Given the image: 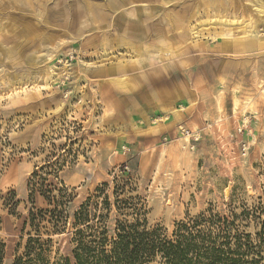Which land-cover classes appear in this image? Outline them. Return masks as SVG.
Listing matches in <instances>:
<instances>
[{"label": "rangeland", "instance_id": "obj_1", "mask_svg": "<svg viewBox=\"0 0 264 264\" xmlns=\"http://www.w3.org/2000/svg\"><path fill=\"white\" fill-rule=\"evenodd\" d=\"M168 111L179 120L159 128ZM123 170L121 199L141 200L169 237L264 198V0H0L3 264L34 172L73 190V212L104 183L114 205ZM117 220L112 208L111 231Z\"/></svg>", "mask_w": 264, "mask_h": 264}, {"label": "trees", "instance_id": "obj_2", "mask_svg": "<svg viewBox=\"0 0 264 264\" xmlns=\"http://www.w3.org/2000/svg\"><path fill=\"white\" fill-rule=\"evenodd\" d=\"M122 172L114 180V205L106 193L109 185L104 183L73 212V190L62 182L47 185L34 172L28 182L31 209L14 264H151L157 259L162 264H264V198L239 213L222 215L208 210L181 221L169 237L162 227H149L141 200L121 199L133 191L132 177ZM38 198L43 200L41 207ZM112 208L123 217L113 231L107 225ZM59 236H66L68 242L55 249ZM4 252L0 239V264Z\"/></svg>", "mask_w": 264, "mask_h": 264}, {"label": "crops", "instance_id": "obj_3", "mask_svg": "<svg viewBox=\"0 0 264 264\" xmlns=\"http://www.w3.org/2000/svg\"><path fill=\"white\" fill-rule=\"evenodd\" d=\"M172 110V109H170ZM183 111V110H181ZM169 114L173 115V119H170L168 117L166 118H161V121H165L163 122L164 124H159V128H165V127H169L171 125H173L177 120H179L181 113L179 111H176L175 113H173V111H168ZM174 120V121H173Z\"/></svg>", "mask_w": 264, "mask_h": 264}, {"label": "built area", "instance_id": "obj_4", "mask_svg": "<svg viewBox=\"0 0 264 264\" xmlns=\"http://www.w3.org/2000/svg\"><path fill=\"white\" fill-rule=\"evenodd\" d=\"M178 135L180 138H185L187 140L192 139L194 142L198 139L192 131L184 129L183 127H179Z\"/></svg>", "mask_w": 264, "mask_h": 264}, {"label": "bare ground", "instance_id": "obj_5", "mask_svg": "<svg viewBox=\"0 0 264 264\" xmlns=\"http://www.w3.org/2000/svg\"><path fill=\"white\" fill-rule=\"evenodd\" d=\"M252 19V18H251ZM254 21V20H253ZM176 111H174L173 113H175ZM174 121V120H173Z\"/></svg>", "mask_w": 264, "mask_h": 264}]
</instances>
